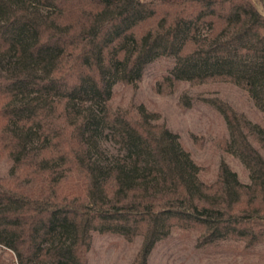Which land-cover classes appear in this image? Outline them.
<instances>
[{
    "label": "trees",
    "instance_id": "1",
    "mask_svg": "<svg viewBox=\"0 0 264 264\" xmlns=\"http://www.w3.org/2000/svg\"><path fill=\"white\" fill-rule=\"evenodd\" d=\"M258 0H0V264H89L95 234L142 239L131 264H149L174 232L198 248L264 245V128L220 98L225 150L213 182L160 114L114 106L163 63L155 91L227 81L264 113V12ZM183 108L194 99L180 95ZM108 132L125 153L102 162Z\"/></svg>",
    "mask_w": 264,
    "mask_h": 264
},
{
    "label": "rangeland",
    "instance_id": "2",
    "mask_svg": "<svg viewBox=\"0 0 264 264\" xmlns=\"http://www.w3.org/2000/svg\"><path fill=\"white\" fill-rule=\"evenodd\" d=\"M257 4L264 12V0H258ZM161 66L163 63L150 66L137 87L115 85L112 104L120 107L144 104L151 111L160 114L161 121L179 134L182 144L199 165L203 181L213 182L221 163L226 162L243 183H249V173L244 164L238 157L225 150L229 131L224 119L204 100L220 98L261 128H264V113L244 89L227 81L182 83L174 94H158L155 91V83ZM183 93L194 99L193 108L186 109L180 105L179 99ZM100 148L103 153L100 158L102 162H114L116 157L125 153L113 142L108 132L101 135ZM10 168L11 161L0 153L1 179L9 177ZM141 244V238L129 242L118 235L97 233L88 252V263L131 264ZM0 256L4 259L12 257L11 253L2 247ZM149 264H264V245L238 254L218 253L198 248L194 237L174 232L170 238L156 245L149 257Z\"/></svg>",
    "mask_w": 264,
    "mask_h": 264
}]
</instances>
